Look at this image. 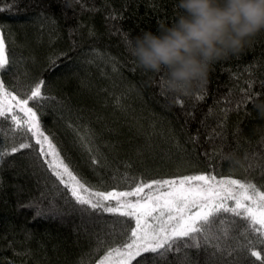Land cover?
Instances as JSON below:
<instances>
[{
    "label": "trees",
    "instance_id": "obj_1",
    "mask_svg": "<svg viewBox=\"0 0 264 264\" xmlns=\"http://www.w3.org/2000/svg\"><path fill=\"white\" fill-rule=\"evenodd\" d=\"M181 12L179 0H0L10 61L0 79L20 94L44 82L45 98L29 106L73 172L99 190L209 171L264 184V31L215 63L202 89L177 95L164 72L138 66L129 42ZM9 127L0 122L6 150L24 139ZM29 142L0 164V264H97L127 235L109 225L133 222L76 203ZM242 228L237 219L223 253L181 244L155 264H264Z\"/></svg>",
    "mask_w": 264,
    "mask_h": 264
},
{
    "label": "snow or ice",
    "instance_id": "obj_2",
    "mask_svg": "<svg viewBox=\"0 0 264 264\" xmlns=\"http://www.w3.org/2000/svg\"><path fill=\"white\" fill-rule=\"evenodd\" d=\"M9 62L0 31V73ZM43 87L44 82L39 81L28 93L20 94L0 79V122H10V135L14 136L17 131L24 134L22 142L13 143L6 150L0 128V164L7 155L33 148L29 140H34L38 155L76 203L113 217L130 218L131 227L124 219L109 225L112 232L119 228L121 234L127 235L121 242L107 246L97 264H133L145 254L155 255L145 257L139 264H149V260L155 264L156 258L179 252L181 244L184 248L212 247L223 253L221 242L231 238L237 219L243 222L241 235L256 237L255 242L249 240L245 245L249 254L264 261L261 251L255 247L264 245V184L258 186L250 179H237L232 175L218 178L214 171H209L169 179L131 178L133 183L127 185L126 190H99L73 172L42 129L34 106H29L30 101L45 98ZM228 251L231 254V250Z\"/></svg>",
    "mask_w": 264,
    "mask_h": 264
},
{
    "label": "clouds",
    "instance_id": "obj_3",
    "mask_svg": "<svg viewBox=\"0 0 264 264\" xmlns=\"http://www.w3.org/2000/svg\"><path fill=\"white\" fill-rule=\"evenodd\" d=\"M182 12L157 33L129 42L139 67L165 73L166 89L191 95L202 89L212 66L241 54L264 31V0H179ZM264 114V104H257Z\"/></svg>",
    "mask_w": 264,
    "mask_h": 264
}]
</instances>
